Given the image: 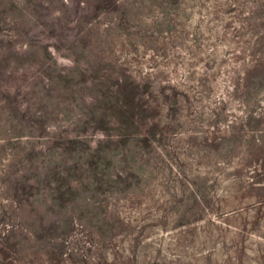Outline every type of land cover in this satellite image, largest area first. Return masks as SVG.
I'll return each mask as SVG.
<instances>
[{
  "label": "rangeland",
  "instance_id": "1",
  "mask_svg": "<svg viewBox=\"0 0 264 264\" xmlns=\"http://www.w3.org/2000/svg\"><path fill=\"white\" fill-rule=\"evenodd\" d=\"M0 264H264V0H0Z\"/></svg>",
  "mask_w": 264,
  "mask_h": 264
}]
</instances>
